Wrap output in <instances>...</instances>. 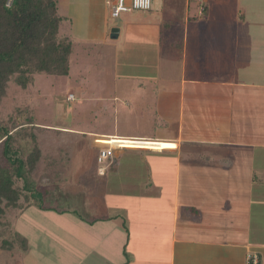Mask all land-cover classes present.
<instances>
[{"label":"crops","instance_id":"crops-1","mask_svg":"<svg viewBox=\"0 0 264 264\" xmlns=\"http://www.w3.org/2000/svg\"><path fill=\"white\" fill-rule=\"evenodd\" d=\"M57 1L59 35L73 44L70 61L75 39L89 48L125 29L109 24L105 0ZM201 1L195 9L192 0H182L183 15L173 10V23L155 22L152 14L161 8L163 15L155 14L163 17L177 0H153L150 11L140 10L143 25L157 26L135 54L141 64L144 48L156 51L153 63L146 62L149 75H121L116 84L91 87L102 114L121 97L129 113L130 89L137 88L136 100L147 106L140 116L150 125L148 134L89 131L98 153L113 137L149 144L116 148L105 174L96 155L86 185L80 184L84 174H74L71 193L80 197L88 187L94 213L77 205L55 214L57 264H248L250 252L264 264V0ZM114 105L117 119L122 109ZM136 164L148 173L142 176ZM154 182L159 205L135 206L132 192ZM33 202L18 214L32 211Z\"/></svg>","mask_w":264,"mask_h":264},{"label":"rangeland","instance_id":"rangeland-1","mask_svg":"<svg viewBox=\"0 0 264 264\" xmlns=\"http://www.w3.org/2000/svg\"><path fill=\"white\" fill-rule=\"evenodd\" d=\"M172 1L167 0V3ZM177 1L175 2L176 6H170L168 13H164L163 17L159 18V15H163L161 8H159L160 12L155 11L159 15L155 14L154 11L151 12L154 13L152 17L157 19L154 21L162 20V22L171 21L173 23V20L177 18V15L174 16L173 10L178 15L179 12L180 16L183 15L184 3L181 2L182 0ZM197 6H203L202 1L192 0V7ZM106 9L110 25H123L124 23L125 29L119 38H112L113 35L110 33L106 42H97L96 45L89 48L84 41L75 39L76 48L71 57L69 76L36 74L35 82L27 88H22L12 78L5 95L1 98L0 118H8L17 107L26 106L29 113L34 112L38 124L50 127L39 133L43 156L37 168L31 173L32 178L38 183L39 188L45 195L39 203L33 202V209H31L33 212L8 213V216L10 215L8 221L14 222L15 225L11 230L8 227L7 232L18 238L16 242L18 248L26 251L30 249L26 264H57V253L52 245L57 236L55 234L57 230L54 223L55 214H64L65 209L77 205H80L83 208L80 210L85 211L87 214L92 215L94 213L93 209L91 211L89 208V203L92 201H90L88 187L84 186L80 197L71 193L77 177V175L74 177V174L76 172L81 173L80 175L84 174L80 184H88L92 174L87 166L92 165L96 155H99L95 146H91L93 135L89 131H114L124 135L138 132L149 133L148 118L140 116L141 112L144 114L147 111V106L142 105L138 99L136 100L137 88L130 89V97H133L132 101L134 102L132 104L134 106L128 107L129 113L127 110L126 112L123 111L125 106L121 97V102H111V105H107L109 107L108 113L102 114V108L104 107L99 106L98 93L91 87L94 86V83L101 84L104 87L112 85V81H115L116 84L118 77H122L121 75H134V73L140 72L141 75L148 76L149 73L146 74L145 71H149L148 65L153 63L155 59L153 56L156 55V51L151 50V46L144 48L146 52L142 51L147 58L148 65L145 61H142L141 64L137 63L135 54L140 51L139 42L145 41L144 36L152 38L157 26L152 23L153 28H150V25L142 24L141 19L145 17V12H124L120 17L113 18L107 6ZM193 12L194 9L191 13L194 14ZM170 15L174 17L173 20ZM174 41L179 42L181 40ZM150 42L151 39H148V43ZM178 52H180V47ZM112 57L119 59L115 65L112 63ZM134 60L137 65H134ZM177 62L179 65L182 64L180 59L179 61L176 59ZM76 81L80 86L76 84ZM71 94H74L76 99L70 100ZM114 104L122 109L117 119H115ZM115 128L117 129L115 130ZM72 129L82 130L83 134H76L72 132ZM25 148V151L30 150V147ZM2 150L3 148L0 146V159L2 158ZM111 159L107 162V167L110 165ZM136 165L135 170L139 168L140 174L143 176L147 172L145 166L142 164ZM143 179L145 182L147 181L145 177ZM147 185L149 187L144 188L140 194L137 193L138 195L132 192L133 195L130 199L136 204L135 206L143 201H149L147 203L151 206H157L159 205L158 201L161 202V196L157 188L159 185L155 182L152 186ZM76 187V189H79L80 185ZM38 193L40 194V192ZM157 197L158 200H156ZM40 206L44 208H40ZM98 207L103 208L104 205L99 204ZM24 233L30 234L34 239L28 235L29 239ZM20 237L26 239L25 244H23ZM3 250L0 240V264H4L5 260V257L2 256L4 254Z\"/></svg>","mask_w":264,"mask_h":264},{"label":"trees","instance_id":"trees-1","mask_svg":"<svg viewBox=\"0 0 264 264\" xmlns=\"http://www.w3.org/2000/svg\"><path fill=\"white\" fill-rule=\"evenodd\" d=\"M6 3L0 0V104L12 78L27 88L35 82L36 74L69 76L73 51L72 42L59 35L63 18L58 14L57 0H14L11 6ZM36 119L26 106L17 107L8 118H0V240L4 264H23L26 252L16 246L18 238L7 232L8 227L12 229L7 214L19 212L33 201L39 203L45 195L31 173L43 156L39 133L50 127L38 124ZM25 147L30 150L25 151ZM20 239L25 244L26 239Z\"/></svg>","mask_w":264,"mask_h":264},{"label":"built area","instance_id":"built-area-1","mask_svg":"<svg viewBox=\"0 0 264 264\" xmlns=\"http://www.w3.org/2000/svg\"><path fill=\"white\" fill-rule=\"evenodd\" d=\"M14 0H7L6 5L11 6ZM106 6L110 9L111 16L113 18H118L124 12H133V11H150L153 8V0H105ZM70 100L74 99V94L70 95ZM119 140H125L123 142ZM143 139L135 138H120L113 137L110 140V144L106 147H103L99 150L98 155V171L100 174H105L107 169V162L113 157L114 150L122 146H134L140 144H149L147 141H142ZM248 264H260V255L256 252H250L247 255Z\"/></svg>","mask_w":264,"mask_h":264},{"label":"water","instance_id":"water-1","mask_svg":"<svg viewBox=\"0 0 264 264\" xmlns=\"http://www.w3.org/2000/svg\"><path fill=\"white\" fill-rule=\"evenodd\" d=\"M116 30H118V29H114V30H113V34H112L113 36H116V35L114 34Z\"/></svg>","mask_w":264,"mask_h":264}]
</instances>
